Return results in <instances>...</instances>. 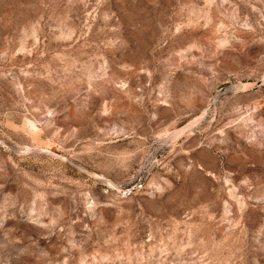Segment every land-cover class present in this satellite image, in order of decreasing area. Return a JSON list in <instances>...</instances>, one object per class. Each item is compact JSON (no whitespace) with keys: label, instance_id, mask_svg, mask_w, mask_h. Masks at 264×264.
Segmentation results:
<instances>
[{"label":"rangeland","instance_id":"374dc122","mask_svg":"<svg viewBox=\"0 0 264 264\" xmlns=\"http://www.w3.org/2000/svg\"><path fill=\"white\" fill-rule=\"evenodd\" d=\"M0 264H264V0H0Z\"/></svg>","mask_w":264,"mask_h":264}]
</instances>
